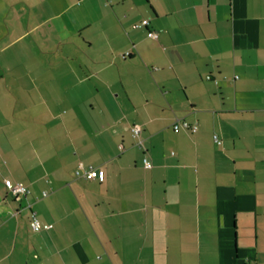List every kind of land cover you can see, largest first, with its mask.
Listing matches in <instances>:
<instances>
[{"label": "crops", "instance_id": "1", "mask_svg": "<svg viewBox=\"0 0 264 264\" xmlns=\"http://www.w3.org/2000/svg\"><path fill=\"white\" fill-rule=\"evenodd\" d=\"M143 33L182 92L138 110L123 68ZM6 34L22 73L9 120L0 88V264H264V0H0V53ZM178 118L197 129L167 140Z\"/></svg>", "mask_w": 264, "mask_h": 264}, {"label": "rangeland", "instance_id": "2", "mask_svg": "<svg viewBox=\"0 0 264 264\" xmlns=\"http://www.w3.org/2000/svg\"><path fill=\"white\" fill-rule=\"evenodd\" d=\"M143 35H144V39L138 48L139 52L143 55V57L140 58L138 54L135 53L133 59H131V62L128 63L130 65L127 66L126 64L125 67L123 68L124 71L130 72L132 76L134 74V76L131 77V79L129 80V84L135 96V102L138 110L142 109L146 101L148 100V96H147L148 92H155L156 94H159L161 92L167 93L169 91V93H171L170 97L173 96L176 97V95H178L180 98L182 92V89L179 87L175 75L173 74V72H171L170 61H168V59L164 60V59H159L157 57L158 55L160 56L161 54L167 52L168 49L166 47L164 48L158 45L154 41H151L150 38L145 36V33H143ZM3 43L4 45H6V48L4 50V53H0V60H2L4 63L3 66L0 67V77L2 78L1 79L2 81L0 83V88L3 90L2 91L3 99L1 101L3 103V107L7 110L12 108L14 91L19 90L18 86L13 84L14 77L17 78L14 75H18L19 69L15 67V62H16L15 53L17 49V44H14L13 39L11 36H9V34L5 35ZM118 55L120 56V54ZM174 56L175 55L173 54L172 57ZM28 82H29L28 79L21 81V83L24 84L25 86L29 84ZM24 85H21V87H23ZM57 111H59L58 117H65L62 108H57ZM9 112L7 110V113L5 114L6 120L11 119L10 114H8ZM162 132L164 133L163 136L167 140H171L176 136V133H174L171 130L170 121L162 122ZM37 133L38 135L40 134L39 131ZM56 134H57L56 132H52V135H56ZM143 134L144 133L142 132L141 133L142 139L144 136ZM102 136L107 139L109 138L107 132H102ZM143 144H144V140H143ZM4 157L7 161V152ZM71 172H70L71 176L76 177L74 174V169H72ZM7 179L12 184L19 182L18 180H13V178L10 176L7 177Z\"/></svg>", "mask_w": 264, "mask_h": 264}, {"label": "built area", "instance_id": "3", "mask_svg": "<svg viewBox=\"0 0 264 264\" xmlns=\"http://www.w3.org/2000/svg\"><path fill=\"white\" fill-rule=\"evenodd\" d=\"M140 24H142L143 26H147L149 24V20L148 19H142ZM136 25H134L135 27ZM146 35L148 37H152V38H156V33L154 31L148 30ZM129 55V52H124L123 56H127ZM236 77V76H235ZM207 79L210 78L209 75L206 76ZM172 130L177 132L180 129H184V130H188L190 132H195L197 129V124L195 122L193 123H189L187 122L185 119L182 118H178L175 119L172 124H171ZM140 126L137 124H132L130 127V132H131V136L132 138L135 139V144L136 146L145 151L143 142L140 138ZM213 140L214 142H216L217 144H220L221 141L220 139L217 137L216 134H213ZM119 148H123L122 145H119ZM142 166L144 168H151L152 167V163L151 161L147 158V156L144 154L142 156ZM74 174L76 177H80L83 179H94L97 176V172L94 166L90 165V164H83L81 162L78 163ZM4 184L7 188V190L14 196L17 195H25L26 193H28V189L26 186L22 185L21 183H14L12 184L9 180H4ZM43 195H45V192H43ZM30 226L33 230H38L40 228V223L39 221L35 218V216L32 214L31 217V221H30Z\"/></svg>", "mask_w": 264, "mask_h": 264}]
</instances>
